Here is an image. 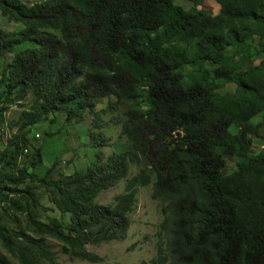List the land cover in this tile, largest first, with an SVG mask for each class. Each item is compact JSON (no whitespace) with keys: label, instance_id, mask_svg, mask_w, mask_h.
Listing matches in <instances>:
<instances>
[{"label":"trees","instance_id":"obj_1","mask_svg":"<svg viewBox=\"0 0 264 264\" xmlns=\"http://www.w3.org/2000/svg\"><path fill=\"white\" fill-rule=\"evenodd\" d=\"M188 1L186 10L173 0H0V14L22 25L0 29V59L31 43L0 73V128L9 103L28 93L33 101L0 152V243L20 264H59L46 237L70 257L100 260L85 245L123 237L137 187L149 183L162 205L159 262L264 264V136L251 152V136L264 132V0H214L216 14L198 8L203 0ZM226 82L234 90L219 94ZM105 97L126 104L124 151L53 178L51 167L33 172L42 162L35 147L27 164L12 168L33 123L56 112L81 118ZM129 162L139 169L126 178ZM124 178L113 206L94 201ZM32 183L68 222L38 218ZM17 213L25 217L19 231L11 227Z\"/></svg>","mask_w":264,"mask_h":264},{"label":"rangeland","instance_id":"obj_2","mask_svg":"<svg viewBox=\"0 0 264 264\" xmlns=\"http://www.w3.org/2000/svg\"><path fill=\"white\" fill-rule=\"evenodd\" d=\"M25 4H32L40 0H21ZM174 4L188 10L192 4L188 0H173ZM198 8H203L216 14L219 5L214 0H203ZM20 23L9 20L6 16L0 14V29L16 32L20 30ZM256 43V40H255ZM31 46L30 42L22 43L13 49L12 52L6 53L0 59V73L4 63L8 62L13 54L21 49ZM235 59L241 55L231 50ZM259 61L258 57H253V63ZM186 68L185 72H190ZM197 74V72H195ZM235 85L231 82L221 84L217 88L219 94L231 92ZM19 103V104H18ZM32 101L31 93H28L20 102H11L7 105L4 123L0 128V152L6 147L9 138L13 137L21 124L20 117L24 111H28ZM112 105L108 109V105ZM126 104L123 102L116 103L113 97L102 98L95 110L84 111L81 118L70 121L65 120L61 112H56L46 119L33 123L26 134V148L19 155L17 161L13 164V169L27 164L31 158L35 147L41 150L42 162L39 166L33 168V172L38 176L44 175L46 169L51 167L50 176L53 178L63 174H70L76 170L85 169L93 163L97 156H101L105 161L113 152L124 151L128 147L127 140L120 134V124L125 119L124 111ZM119 121L116 124V121ZM261 115L253 118V122H259ZM262 119L261 122H263ZM231 133H236L237 128L230 125ZM264 132L260 130V136H251V152L260 149L263 143ZM24 147V148H25ZM8 150L5 159L8 157ZM227 164L225 172L234 170L235 164L233 159L225 155ZM6 169V170H5ZM3 169L8 174H13L10 168ZM139 167L133 162H129L128 174L130 178L137 174ZM121 179L114 186L102 190L97 194L94 201L101 205L115 204V198L123 193L125 180ZM19 187H24L20 185ZM38 196L37 212L40 220L46 221L47 217H56L63 222H68V214H61L54 204L49 201L45 190L39 185L32 183L30 186ZM162 205L151 196V183L138 186L135 193V200L132 210L128 213L129 224L123 237L111 240L110 242L100 244H86L85 248L96 254L100 260L89 262L76 257H70L63 253L59 241L46 237L45 243L50 247L55 255V260L59 264H163L159 262L158 248L164 244L162 239L160 224L162 221ZM25 217L22 214H15V222L11 227L19 231V226L23 227ZM32 238H37L34 233L25 232ZM5 258L9 264H20L17 257L11 255L0 243V258ZM40 264H48L47 261L40 259Z\"/></svg>","mask_w":264,"mask_h":264}]
</instances>
